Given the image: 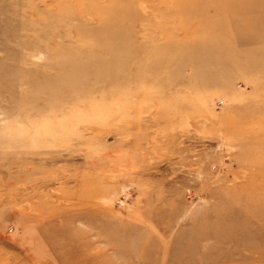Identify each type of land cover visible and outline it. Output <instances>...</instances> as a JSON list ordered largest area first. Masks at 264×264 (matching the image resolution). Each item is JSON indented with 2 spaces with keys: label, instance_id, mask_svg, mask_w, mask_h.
Here are the masks:
<instances>
[{
  "label": "rangeland",
  "instance_id": "374dc122",
  "mask_svg": "<svg viewBox=\"0 0 264 264\" xmlns=\"http://www.w3.org/2000/svg\"><path fill=\"white\" fill-rule=\"evenodd\" d=\"M0 264H264V0H0Z\"/></svg>",
  "mask_w": 264,
  "mask_h": 264
},
{
  "label": "bare ground",
  "instance_id": "6f19581e",
  "mask_svg": "<svg viewBox=\"0 0 264 264\" xmlns=\"http://www.w3.org/2000/svg\"><path fill=\"white\" fill-rule=\"evenodd\" d=\"M96 36V35H95ZM92 38V37H91ZM103 42V41H102ZM118 44H119V42H118ZM93 45V44H92ZM115 48V47H114ZM80 50V49H79ZM114 50V49H113ZM123 56V55H122ZM119 62V61H118ZM105 63V62H104ZM96 74V73H95Z\"/></svg>",
  "mask_w": 264,
  "mask_h": 264
}]
</instances>
